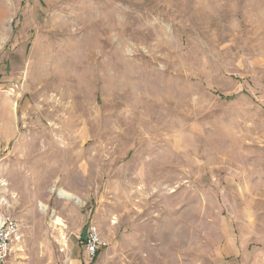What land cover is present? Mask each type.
Here are the masks:
<instances>
[{"label":"rangeland","instance_id":"obj_1","mask_svg":"<svg viewBox=\"0 0 264 264\" xmlns=\"http://www.w3.org/2000/svg\"><path fill=\"white\" fill-rule=\"evenodd\" d=\"M7 104L4 264H264V0H0Z\"/></svg>","mask_w":264,"mask_h":264},{"label":"built area","instance_id":"obj_2","mask_svg":"<svg viewBox=\"0 0 264 264\" xmlns=\"http://www.w3.org/2000/svg\"><path fill=\"white\" fill-rule=\"evenodd\" d=\"M17 233L18 224L12 216L7 215L0 218V264H4L10 255L11 244ZM104 245L97 228H90L86 240L89 255L95 258Z\"/></svg>","mask_w":264,"mask_h":264},{"label":"bare ground","instance_id":"obj_3","mask_svg":"<svg viewBox=\"0 0 264 264\" xmlns=\"http://www.w3.org/2000/svg\"><path fill=\"white\" fill-rule=\"evenodd\" d=\"M15 116V115H14ZM13 123H14V117H13V112L11 111V107L10 105H4L2 106V108L0 109V130H2L3 132H8V131H12V127H13ZM41 140H44V136L43 135H35L32 137L30 143L28 142L27 144V149L29 151H27V155L26 158L32 157L33 155H38V159L35 160L32 164L31 167V171L32 174L35 175L34 170L43 165V157L45 154V151H47L46 149H43L42 144L43 142H41ZM50 140H54V136L50 137ZM49 158V157H48Z\"/></svg>","mask_w":264,"mask_h":264}]
</instances>
